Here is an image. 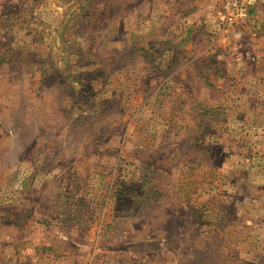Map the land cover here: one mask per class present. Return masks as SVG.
I'll return each mask as SVG.
<instances>
[{
	"label": "rangeland",
	"instance_id": "374dc122",
	"mask_svg": "<svg viewBox=\"0 0 264 264\" xmlns=\"http://www.w3.org/2000/svg\"><path fill=\"white\" fill-rule=\"evenodd\" d=\"M0 264H264V0H0Z\"/></svg>",
	"mask_w": 264,
	"mask_h": 264
}]
</instances>
